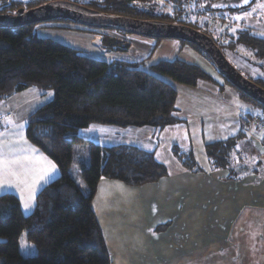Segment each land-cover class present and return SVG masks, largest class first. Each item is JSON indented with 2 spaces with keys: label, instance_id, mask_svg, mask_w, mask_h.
Segmentation results:
<instances>
[{
  "label": "trees",
  "instance_id": "trees-1",
  "mask_svg": "<svg viewBox=\"0 0 264 264\" xmlns=\"http://www.w3.org/2000/svg\"><path fill=\"white\" fill-rule=\"evenodd\" d=\"M46 1L49 0H0V14L15 13L19 8L36 7ZM148 1L85 0L80 4L105 13L188 25L209 35L224 55L226 50L249 52L262 75L245 77L264 88V37L244 27L233 33H221L220 38L213 36L214 28L206 16L215 13L208 8L214 0H193L196 15L189 19L165 10L154 11L146 7ZM165 1L181 7L190 0ZM36 25L0 27V103L27 88L52 92L51 98L27 117L25 135L54 162L58 175L36 193L34 207L27 215L22 213L14 194H0V264H112L92 208L98 181L108 178L139 186L158 181L167 170L151 151L130 144L101 146L84 139L78 131L90 124L163 128L178 122L174 117L177 94L174 83L194 86L199 81H216L198 65L178 57L144 67L155 45L138 61L99 59L38 36ZM100 39L107 49L118 44L107 35ZM178 41L182 47H192L211 62L197 46ZM128 45L127 42L119 49ZM219 75L239 97L259 107L264 115V105ZM237 137L204 145L211 166L229 170L230 177H234L236 170L232 168V158ZM75 145L81 147L76 150ZM173 152L187 169L198 170L191 152H183L177 146ZM74 153L84 187L69 173ZM21 233L35 247L33 255L20 252Z\"/></svg>",
  "mask_w": 264,
  "mask_h": 264
},
{
  "label": "crops",
  "instance_id": "crops-1",
  "mask_svg": "<svg viewBox=\"0 0 264 264\" xmlns=\"http://www.w3.org/2000/svg\"><path fill=\"white\" fill-rule=\"evenodd\" d=\"M240 22L242 27L252 31L244 18ZM131 37L133 40L128 38L130 42L126 49L101 46L100 51L112 52L111 60L138 61L147 56L151 47L145 48L147 44L135 36ZM175 41H155L144 67L161 59L176 58L182 46L178 40ZM99 42L97 35L90 39L95 46ZM120 52L124 55L120 56ZM175 88L174 117L178 122L163 128L136 127L141 130H134L135 133L144 132L139 143H124L117 138L133 127L90 124L79 130L82 131L79 133L81 137L101 146L130 144L151 151L167 170V174L158 181L139 186L108 178L98 181L92 208L112 264H194L198 257L216 253L221 255L219 258H225L224 264H264V133L247 130L244 119L250 115V110L242 111L231 106L229 98L222 96L224 88L218 82L199 81L194 86L176 83ZM38 91L36 95L45 93ZM232 95L239 99L235 91ZM209 99L222 106L217 114L224 116L226 104L227 112L233 107L239 120L229 125L222 116V121L215 118L217 124L204 126L205 119L209 120V113L204 111L208 108ZM244 103L249 106V103ZM192 120H196L197 125L191 124ZM90 126L93 133L87 135L84 131ZM204 129L207 132L211 129L216 136L209 138L206 134L205 137ZM197 132L201 134V145L197 151L198 154L203 152L205 160L201 164L194 158L200 164L197 163L198 170H190L174 154L173 147L177 146L183 152H194L193 138ZM236 135L232 158V168L236 170L234 177H230L229 170L211 166L204 145ZM162 141L164 152L160 155L158 146ZM36 156L29 166L31 170H37L30 190L34 195L58 175L55 167L44 180L37 181L43 170L50 166L49 162H54L46 155Z\"/></svg>",
  "mask_w": 264,
  "mask_h": 264
},
{
  "label": "rangeland",
  "instance_id": "rangeland-1",
  "mask_svg": "<svg viewBox=\"0 0 264 264\" xmlns=\"http://www.w3.org/2000/svg\"><path fill=\"white\" fill-rule=\"evenodd\" d=\"M84 1L85 0H78V3L80 4ZM190 1H188V3L185 2V4L181 5V7H175V5L165 0H149L148 5L145 6L153 8L154 11L165 10L168 12L177 13L180 14L182 18L184 17L185 19H189L194 18L193 16L196 15V9L194 8V5L192 3L193 0ZM183 6V12H181ZM210 14H213L214 16L218 17V22L214 26L215 34H213V36H217L220 38L221 33H233L236 29L242 27L240 20L241 18H244L246 21L245 24L252 29V32L261 37H264V0H254L249 7L242 10L221 11ZM202 19V17L198 18L199 22H202ZM37 24L38 25L35 26V32L38 36L49 38L55 42L64 44L71 48L78 49L87 56L99 59L110 60V58H112L113 53L110 51H108L107 53H103L100 51V47L102 46L101 39L97 46H95V44H91L90 39H92L94 35H97L100 38L104 35L112 37L116 42H118V44L116 43L115 45L116 48L121 47L128 41L130 42V40L132 41L133 39L131 36H135L134 38H137V40L147 44L145 48L148 47V49H150V47H152L155 43V39L153 38H146L131 35L128 33L119 34L116 33L114 29L91 28L92 30H90L88 29V27H84L70 20L64 19L49 20ZM128 38L131 39L129 40ZM158 40H169L171 42H176L174 39ZM137 46L139 49L138 44ZM141 48L143 49V51H145L144 47ZM235 53L232 50L231 52L226 50V59L235 68H237L242 75L250 78L262 75L261 71H259L255 64L256 61L251 57L249 52H246L244 54L238 52ZM119 55L123 56L124 53L120 52ZM145 55L146 54H144V56ZM175 57L182 58L187 62H191L198 65L216 82L222 85L224 88L222 96H224V98H229L231 106L239 107L242 111L250 110L248 112L250 114L260 113L259 107H254L248 102L250 106L249 109L247 108L249 106L244 103L247 101H245L241 97H239L238 99L233 96V88L228 85L225 80H223V78L219 75L216 67L213 66V63H211L201 53H198L192 47L184 45L181 49L180 54ZM173 85H175V83ZM31 90H36L37 92H39L37 89L32 88L28 91H19L7 97L0 103V180L8 181L5 186L0 187V194L5 192L14 194L19 201V206L22 213L25 215L29 214L32 211L35 203V195L32 194L30 190L32 189L31 185L34 183L33 178L36 177L35 174L37 170H34V172L30 169L29 166H31L34 160L37 158L36 154L45 155L35 145H33L25 135L27 117L32 111H34L37 107H39L52 96L51 91H46L44 95H36V91L31 92ZM224 105L225 109L223 116L221 114H217L222 108V106L214 100L209 99V102L206 105L208 108L204 110L206 113H209V120L207 121L205 119L204 126L207 124L210 125L211 123L212 125L217 124L219 120L222 121V116L224 117L225 122H228L229 125L234 124L236 123V120H239V115L234 111L233 107L229 108L227 112V105ZM215 118H217L218 121ZM190 123H195V125H197L198 122L196 120H192ZM134 130L141 129L133 127L128 131H123V133H120L117 138H119L120 141H124V143H139V141L143 140L144 132L138 131V133H135L136 131ZM80 132L82 131H78V133ZM84 132L87 135H91V133H93L91 131V126ZM203 133L205 134V137L207 136L206 134H208L209 138L216 136V134L211 133V129H209L208 132L204 129ZM194 134H196L193 138V145L195 150L194 152H192V155L195 160L197 159L202 164L205 160L204 154L203 152L202 154H198L197 151V148H200L201 145L199 139L201 134L198 132ZM191 135H193V132ZM157 145H159V143ZM163 146L164 141H162L158 146V151L160 150V155L162 154V152H164ZM80 147L81 145L74 146L76 150ZM84 155L87 156L85 153ZM73 158L74 159L70 166L69 173L73 176L75 182L78 185L84 187V183L79 176V170L75 160V153ZM198 161L197 163L200 164ZM11 173H15V175H12ZM25 203H29L30 207L26 209L24 207ZM18 245L20 252L25 256L33 255L35 253V247L32 243L26 240L24 233H21L19 235ZM219 257H221L219 253L209 255L208 257L201 256L198 257L197 262L194 264H224L223 261L225 260V258Z\"/></svg>",
  "mask_w": 264,
  "mask_h": 264
},
{
  "label": "water",
  "instance_id": "water-1",
  "mask_svg": "<svg viewBox=\"0 0 264 264\" xmlns=\"http://www.w3.org/2000/svg\"><path fill=\"white\" fill-rule=\"evenodd\" d=\"M253 1L214 0L208 8L212 12L238 11L249 7ZM55 19L70 20L88 28L115 29L146 38L175 39L191 43L209 57L218 72L232 86L264 105V88L242 75L209 35L188 25L105 13L71 0H50L36 7L19 8L15 13L0 14V27L17 28Z\"/></svg>",
  "mask_w": 264,
  "mask_h": 264
},
{
  "label": "built area",
  "instance_id": "built-area-1",
  "mask_svg": "<svg viewBox=\"0 0 264 264\" xmlns=\"http://www.w3.org/2000/svg\"><path fill=\"white\" fill-rule=\"evenodd\" d=\"M209 24L214 28L218 22V17L213 14L206 16ZM246 128L249 132L259 130L264 133V115L261 113L250 114L244 119Z\"/></svg>",
  "mask_w": 264,
  "mask_h": 264
},
{
  "label": "snow or ice",
  "instance_id": "snow-or-ice-1",
  "mask_svg": "<svg viewBox=\"0 0 264 264\" xmlns=\"http://www.w3.org/2000/svg\"><path fill=\"white\" fill-rule=\"evenodd\" d=\"M49 167L44 169L42 174H40L38 177H37V181H41V180H44L46 175H48L50 172L54 171L55 170V164H52L51 162H49ZM12 175H15V173H11ZM8 181H4V180H0V187H3L5 186V184H7ZM24 207L27 209L28 207H30V204L29 203H25L24 204Z\"/></svg>",
  "mask_w": 264,
  "mask_h": 264
}]
</instances>
